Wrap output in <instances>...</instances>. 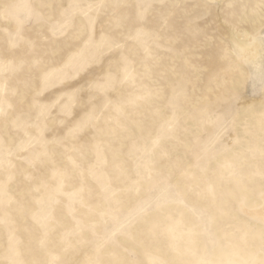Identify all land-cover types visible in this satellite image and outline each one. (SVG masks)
Returning a JSON list of instances; mask_svg holds the SVG:
<instances>
[{"label": "clouds", "instance_id": "clouds-1", "mask_svg": "<svg viewBox=\"0 0 264 264\" xmlns=\"http://www.w3.org/2000/svg\"><path fill=\"white\" fill-rule=\"evenodd\" d=\"M203 2L241 4L236 23L264 21V0ZM242 87L204 83L186 61L174 84L126 106L139 119L126 107L96 115L84 130L96 132V163L75 165L71 191L56 169L17 200L0 145V264H264V92L248 102ZM101 148L114 154L110 171Z\"/></svg>", "mask_w": 264, "mask_h": 264}, {"label": "rangeland", "instance_id": "rangeland-1", "mask_svg": "<svg viewBox=\"0 0 264 264\" xmlns=\"http://www.w3.org/2000/svg\"><path fill=\"white\" fill-rule=\"evenodd\" d=\"M4 4L14 7L7 17L0 15V59L10 65H0V145L13 177L9 191L17 200L27 188L49 180L56 169L73 177L67 190L79 187L75 165L87 169L96 163V132L87 129L72 141L70 130L92 112L107 118L143 91L174 84L186 61L204 83L225 77L243 84L239 91L245 101L259 98L264 21L254 17L236 23L230 13L241 12L239 3L228 10L223 2L153 0L142 24L137 22V0H3L0 5ZM101 4L105 7H98ZM37 16L47 23L38 22ZM116 17H126L125 24L117 27ZM65 18L70 22L64 31L53 34L52 28L60 27ZM20 21L23 40L35 47L25 43L9 50L7 33H14ZM89 21L93 45L73 39ZM138 27L148 33L145 42L134 39ZM107 35L122 47L98 46ZM36 58L42 61L39 67L33 65ZM21 62L23 67L18 66ZM125 69L132 79H124ZM126 114L129 120L140 118L131 107H126ZM73 144L78 152L70 151ZM39 153H44L43 162L30 167L28 161ZM99 163L111 170V149H100ZM88 184L96 187L91 179Z\"/></svg>", "mask_w": 264, "mask_h": 264}, {"label": "snow or ice", "instance_id": "snow-or-ice-1", "mask_svg": "<svg viewBox=\"0 0 264 264\" xmlns=\"http://www.w3.org/2000/svg\"><path fill=\"white\" fill-rule=\"evenodd\" d=\"M117 2H118V0H117ZM152 2H153V0H137V4H138L137 22L139 24L143 23L144 18L146 16L148 10L151 8ZM210 2H211V0H210ZM12 7H14V6L11 4L0 5V15H2L3 17H7L8 12ZM98 7H105V5L101 4V5H98ZM126 19H127L126 17H116L114 19L113 23L117 27H121L125 24ZM37 21L47 23V21L40 16H37ZM69 22L70 21H68V19L65 18V20L61 22L60 27H53L52 28L53 34H56L57 32H63L65 27L67 26V24ZM22 24H23L22 21L18 22L16 31L14 33L13 32L7 33V36L9 37V40H8L9 50L17 49L18 47H20L21 44H25V43L28 44L29 48L35 47V45L32 44L31 42H27V41L23 40ZM91 26H92L91 21L82 25L81 28L73 34V39L81 41L82 43H85L88 45L95 44L96 42L94 41V39L88 35V30ZM147 38H148V33L145 32L142 27H138L136 29L134 39H136L137 41L145 42ZM98 46H102L103 48L108 49V50H115L117 48L122 47V45L120 43H118L115 39H113L109 35H107L106 38L102 39L99 42ZM2 56H3V53L0 52V57H2ZM229 56H230L229 52L227 50H225L224 59H226V60L229 59ZM41 63H42V61L39 58H36L33 60V65L36 67H39L41 65ZM0 65H3L4 67L10 66L8 64H5L3 59H0ZM18 66L23 67V62H21V64ZM251 78L256 79L257 77L253 76ZM124 79L125 80L132 79V73L129 72L127 69H125ZM259 81L261 84V92H264V72H262L260 74ZM0 91H2V89H0ZM38 94H40V92H38ZM96 115L97 114L95 112L90 113L86 119H84L80 124H78L76 127H74L73 129L70 130L69 136L70 137H78L86 128H88L90 125H92Z\"/></svg>", "mask_w": 264, "mask_h": 264}]
</instances>
